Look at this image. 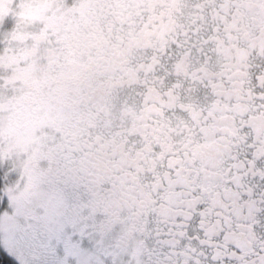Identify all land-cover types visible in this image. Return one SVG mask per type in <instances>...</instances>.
<instances>
[{"label": "flooded vegetation", "instance_id": "flooded-vegetation-1", "mask_svg": "<svg viewBox=\"0 0 264 264\" xmlns=\"http://www.w3.org/2000/svg\"><path fill=\"white\" fill-rule=\"evenodd\" d=\"M36 6L10 34L1 150L102 222L97 264H264V0Z\"/></svg>", "mask_w": 264, "mask_h": 264}, {"label": "snow or ice", "instance_id": "snow-or-ice-1", "mask_svg": "<svg viewBox=\"0 0 264 264\" xmlns=\"http://www.w3.org/2000/svg\"><path fill=\"white\" fill-rule=\"evenodd\" d=\"M0 168V247L14 259L5 264H97L96 240L92 227H102L92 218V225L80 217L61 215L55 199L34 211H19L5 192V173ZM10 178H14V175ZM18 252L24 254L21 259Z\"/></svg>", "mask_w": 264, "mask_h": 264}, {"label": "rangeland", "instance_id": "rangeland-1", "mask_svg": "<svg viewBox=\"0 0 264 264\" xmlns=\"http://www.w3.org/2000/svg\"><path fill=\"white\" fill-rule=\"evenodd\" d=\"M30 0H0V90H3L6 86L9 77L7 75V69L11 57L14 54L13 47L10 45L11 35L16 31V25L21 24V10L24 7V4ZM35 1V2H34ZM47 1L53 0H32L36 3V11L31 10L30 14L35 17H41L43 20L45 14L47 13ZM54 7V4L51 5V9ZM28 13V12H27ZM1 96V93H0ZM7 105L0 104V168H7L5 173V192L10 196L12 204L20 211V204H23V201L31 193L33 197V203L38 204H47L50 198H56L54 195H51L45 189L40 187L37 183L36 177L32 172V169L27 160H19L17 158H10V156L3 155L1 150L2 138L6 134V129L8 128L9 118L8 116L4 119L2 112L6 109ZM24 144V143H23ZM14 175V178H10ZM37 187V189H34ZM56 202L59 206V212L61 215H65L66 211L64 209V204L67 203L62 199H56ZM42 206V205H37ZM36 206V207H37ZM34 211V210H32ZM5 253L14 259L13 255L9 251L3 248ZM20 255V253L18 252ZM94 258L99 263L98 253L94 252Z\"/></svg>", "mask_w": 264, "mask_h": 264}, {"label": "trees", "instance_id": "trees-1", "mask_svg": "<svg viewBox=\"0 0 264 264\" xmlns=\"http://www.w3.org/2000/svg\"><path fill=\"white\" fill-rule=\"evenodd\" d=\"M3 256L6 257V259H7L8 261H12V260H13L10 256H8V255L5 253V251L3 250V247H0V260L3 259ZM0 264H5V262H4V261H0Z\"/></svg>", "mask_w": 264, "mask_h": 264}]
</instances>
